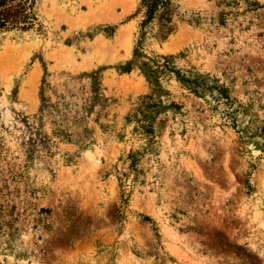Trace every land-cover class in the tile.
<instances>
[{
  "label": "rangeland",
  "instance_id": "374dc122",
  "mask_svg": "<svg viewBox=\"0 0 264 264\" xmlns=\"http://www.w3.org/2000/svg\"><path fill=\"white\" fill-rule=\"evenodd\" d=\"M173 3L0 32V264H264V0Z\"/></svg>",
  "mask_w": 264,
  "mask_h": 264
},
{
  "label": "trees",
  "instance_id": "16d2710c",
  "mask_svg": "<svg viewBox=\"0 0 264 264\" xmlns=\"http://www.w3.org/2000/svg\"><path fill=\"white\" fill-rule=\"evenodd\" d=\"M34 4L35 0H0V32L31 29L37 20L33 10ZM140 9L143 18L139 24L140 38L137 49L152 24L158 25L157 36L161 40H165L175 30L173 19L176 6L173 0H140ZM142 65L145 67L146 63L142 62ZM153 73L152 69L145 70L147 76ZM144 219L150 220L148 217Z\"/></svg>",
  "mask_w": 264,
  "mask_h": 264
}]
</instances>
